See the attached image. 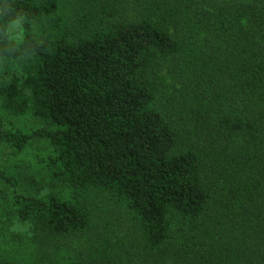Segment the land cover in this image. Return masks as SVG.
<instances>
[{
  "label": "trees",
  "instance_id": "1",
  "mask_svg": "<svg viewBox=\"0 0 264 264\" xmlns=\"http://www.w3.org/2000/svg\"><path fill=\"white\" fill-rule=\"evenodd\" d=\"M0 264H264V0H0Z\"/></svg>",
  "mask_w": 264,
  "mask_h": 264
},
{
  "label": "rangeland",
  "instance_id": "2",
  "mask_svg": "<svg viewBox=\"0 0 264 264\" xmlns=\"http://www.w3.org/2000/svg\"><path fill=\"white\" fill-rule=\"evenodd\" d=\"M17 124L20 127L33 128V129H36V128H39V127H42L43 126V124L40 123L37 119H32V118H29V117L20 119L17 122Z\"/></svg>",
  "mask_w": 264,
  "mask_h": 264
}]
</instances>
